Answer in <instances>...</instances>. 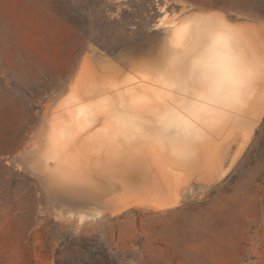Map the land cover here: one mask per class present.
I'll return each instance as SVG.
<instances>
[{"label":"rangeland","instance_id":"374dc122","mask_svg":"<svg viewBox=\"0 0 264 264\" xmlns=\"http://www.w3.org/2000/svg\"><path fill=\"white\" fill-rule=\"evenodd\" d=\"M221 32L254 72L242 123H197L183 151L163 128L195 109L176 96L202 89L193 63ZM81 106L143 132L118 154L64 149ZM66 156L113 190L54 183ZM0 264H264V0H0Z\"/></svg>","mask_w":264,"mask_h":264},{"label":"bare ground","instance_id":"6f19581e","mask_svg":"<svg viewBox=\"0 0 264 264\" xmlns=\"http://www.w3.org/2000/svg\"><path fill=\"white\" fill-rule=\"evenodd\" d=\"M213 42L215 44L214 50H216V47H217V50L215 52L216 55L215 56L210 55L204 60L201 59V60L195 61L193 63V66H194L193 68H194L195 73H196L195 78L197 79V81H199L201 83L200 85H201L202 89L200 91H198L197 94L192 95V96L189 95V93L186 94V92L185 93L178 92L180 94H177V96H176L177 98H183L185 100V103H186V101H190V99L192 97L193 98L192 100L196 101V103L194 104L195 109L192 112L190 109L189 113H186V112L184 113L181 111L172 112L168 116V118H169V121L167 122L168 126L166 125V127L163 128L162 135L165 134V137L167 136L166 140L167 141H171L172 139L176 140V142L179 144V147L181 149L188 147V141L190 143L191 140L196 139L199 136L201 130L198 127L197 123L205 124L207 121L208 124L211 125L212 127H215V129L219 133L226 132V130H228L229 128H232V127H230L231 124L238 125V124L242 123L240 121L241 117H239V115H238L239 113L237 114L238 115L237 116L235 114V112H236L237 108L241 107L242 104H244V101H245L244 96H246V93L249 92V84L251 82L252 76H254L253 68L251 67V65L246 67L245 66L246 64L241 60V55L238 53H235V50L233 49V46L231 44V39L228 38L227 34H225L223 32L217 34L216 36H214ZM235 54H238L239 58H236ZM193 76L194 75H192V77ZM169 90H170V88H169ZM171 90H173V87ZM184 90H186V89L184 88ZM167 93L169 94V92H167ZM171 94H169L168 96L170 97ZM188 96L190 97V99ZM169 97H168V101L172 102V100H169ZM173 99L175 100V98H173ZM165 101H166V99H165ZM150 102L153 103L154 102L153 99ZM155 103H156V101H155ZM245 104H246V102H245ZM159 106H161V105H159ZM169 107L170 106H168V108ZM109 109H110V106H109ZM70 113H71L70 116H71L73 121H71V122L65 121V122L59 123V124L57 123V128L54 131V133H56L55 134L56 138H59V143L58 142L57 143L58 144L61 143L59 145L60 147H64V149H66V148L72 149V151L76 150L78 148L79 151H81V152L83 151L85 155L88 152L87 149H90V150L95 149V150L99 151V153L104 152V154H105V152L107 153V149H108V152H112L114 154L120 153L121 150H126V152H127L128 147H126L127 144L125 145L123 143L124 141L123 142L122 141L121 142L115 141L119 137L118 134L121 135V134H123V132H125L127 130H131L132 133L136 134V132H140L141 130H143L142 128H140V126H136L135 122H133L134 123L133 125L131 123L129 124L127 118H125V117L122 118L121 116H118V115L114 116L111 111L104 112L100 109L86 108L84 106H81V107H78L76 109H71ZM99 120L102 121V124L104 126H101V127L99 126L101 124L99 122ZM140 125L142 126V124H140ZM73 130H75L76 134L74 133ZM83 131H86L88 133L87 135H90V137L87 140L86 139H80L81 144L80 143L77 144L76 143L77 138L75 137V135H77L78 133H81ZM141 132H143V131H141ZM211 132H212V130H211ZM127 133H129V131ZM207 133H209V132H207ZM123 135L126 136L125 134H123ZM136 135L132 134L131 137L132 136L137 137L138 135L137 136ZM152 135H154V134L152 133ZM78 136L80 137V134ZM124 136L121 138L124 139L125 138ZM145 136H147V135H145ZM181 136H182V139H181ZM131 137H129L128 139H130ZM132 138H134V137H132ZM92 139H94V141H92ZM119 139H120V137H119ZM90 140L92 142H90ZM133 140L134 139H132V141ZM127 142H131V141L128 140ZM55 143L52 144L53 149L51 150V152L54 151V154L57 155L59 153V151H58L59 147L57 146L58 144L56 143L57 144L56 145ZM125 143H126V140H125ZM199 143L200 142H198L197 144L199 145ZM172 145H174V144H172ZM196 145H194V146H196ZM198 148H200V147H198ZM85 149H86V151H85ZM79 151L77 150L75 152H79ZM183 151H184V149H183ZM181 152H182V150H181ZM82 153H80V155L83 156ZM67 156L64 158H61L60 160L58 159V167L56 168L55 172L51 173V175L53 176L52 179H53L54 183L60 184V183L64 182L65 183L64 185H72V187H74L75 189H77V188L84 189L83 190L84 192L86 190H88L87 192L89 194L92 192L105 194V193H109V191L111 192L113 190L109 186V182L111 183V181L106 177L105 178L98 177V178H100V179H98L97 177L93 178L94 176L93 177L89 176L86 173L79 174V172H75L74 169H76V167L78 165L76 163L77 166L75 168H73V166H75L74 161H76L77 159L73 161V163H74L73 164L71 162V160L67 158ZM72 164H73V166H72ZM126 165L129 167L131 166L130 164H126ZM77 168H79V167H77ZM115 169H116V167H115ZM88 170L90 171V169H88ZM103 179L108 180L109 182L107 183ZM123 180H124V178H123ZM117 187L119 188L120 184H117L116 188ZM165 203L172 204L173 201L172 200H166Z\"/></svg>","mask_w":264,"mask_h":264},{"label":"water","instance_id":"95a60500","mask_svg":"<svg viewBox=\"0 0 264 264\" xmlns=\"http://www.w3.org/2000/svg\"><path fill=\"white\" fill-rule=\"evenodd\" d=\"M122 165V164H121ZM82 190H84V189H80V191H82ZM85 193H88L87 191H85ZM92 196H101V195H103V194H100V193H96V192H92V193H90ZM90 194H88V195H90Z\"/></svg>","mask_w":264,"mask_h":264}]
</instances>
